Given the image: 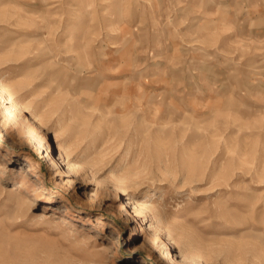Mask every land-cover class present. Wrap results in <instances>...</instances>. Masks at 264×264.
I'll use <instances>...</instances> for the list:
<instances>
[{
    "label": "rangeland",
    "instance_id": "rangeland-1",
    "mask_svg": "<svg viewBox=\"0 0 264 264\" xmlns=\"http://www.w3.org/2000/svg\"><path fill=\"white\" fill-rule=\"evenodd\" d=\"M0 86V264H264V0H0Z\"/></svg>",
    "mask_w": 264,
    "mask_h": 264
},
{
    "label": "bare ground",
    "instance_id": "bare-ground-1",
    "mask_svg": "<svg viewBox=\"0 0 264 264\" xmlns=\"http://www.w3.org/2000/svg\"><path fill=\"white\" fill-rule=\"evenodd\" d=\"M0 101L3 103V106L6 111V115L9 119L14 116L15 102L10 95L7 94L4 87L0 86ZM16 110V109H15ZM14 118V117H13ZM1 145V143H0Z\"/></svg>",
    "mask_w": 264,
    "mask_h": 264
}]
</instances>
